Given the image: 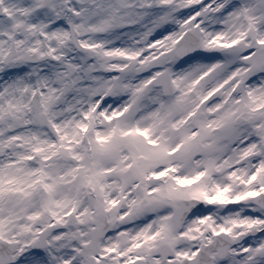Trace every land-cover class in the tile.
<instances>
[{
    "label": "snow or ice",
    "instance_id": "obj_1",
    "mask_svg": "<svg viewBox=\"0 0 264 264\" xmlns=\"http://www.w3.org/2000/svg\"><path fill=\"white\" fill-rule=\"evenodd\" d=\"M0 264H264V0H0Z\"/></svg>",
    "mask_w": 264,
    "mask_h": 264
}]
</instances>
